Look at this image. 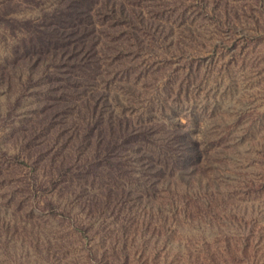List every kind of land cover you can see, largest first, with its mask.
Wrapping results in <instances>:
<instances>
[{"label":"rangeland","instance_id":"obj_1","mask_svg":"<svg viewBox=\"0 0 264 264\" xmlns=\"http://www.w3.org/2000/svg\"><path fill=\"white\" fill-rule=\"evenodd\" d=\"M78 1L0 0V264H264V32L139 58L89 0L80 68L38 64Z\"/></svg>","mask_w":264,"mask_h":264},{"label":"trees","instance_id":"obj_2","mask_svg":"<svg viewBox=\"0 0 264 264\" xmlns=\"http://www.w3.org/2000/svg\"><path fill=\"white\" fill-rule=\"evenodd\" d=\"M121 1L119 4L114 1H111L110 4L106 3L103 10L97 11L96 14L99 16L100 22L108 23L112 28L128 29L123 31L121 35L126 34L136 45L137 50L139 49L136 56L139 58L143 54L145 56L148 54L158 55L157 50L161 49H165L169 54L172 52L173 47L178 50L184 47L192 50L201 48L202 51L207 52L208 44L213 46L214 51L218 48L227 51L226 45H231L230 50L235 53L238 49L241 51L243 48V46L238 45L236 36L239 32L245 31L244 27L256 34L260 31L264 32V0H126L129 4H123ZM78 2L79 4L75 5L69 13L72 20L75 18V22H67V25L73 29L63 27L60 32L56 31L58 35L49 36L46 41L41 42L40 53L44 55V58L39 60L38 64H45L47 59H56L61 67L80 68L81 53L79 47L83 45V41L89 32L87 28L91 25L88 21L90 18L88 10L91 2L89 0ZM231 2L246 3L248 12L240 10L243 14L241 17L238 11L230 6ZM127 5L131 7L130 11L134 16L129 15L130 11ZM143 10L149 13L150 22H146L143 18ZM249 22L253 24L251 28L247 27ZM113 49L120 52L118 47ZM181 53L185 58H193L186 51ZM48 55L53 56V58H47ZM76 59L77 62H75ZM199 60L202 59L199 58ZM173 64H175L174 61ZM65 73L68 72L65 71ZM129 73L126 72L125 76H128ZM106 74L116 76L118 72L113 70L107 71ZM101 80L108 88L110 81L106 78H101ZM127 89L129 88L127 87ZM129 93L138 102L143 100L135 90L131 91L129 89ZM99 96L103 98L91 95L86 100L85 107H93L91 110H86V117L81 116L87 127H90L87 121L91 117L88 114L101 116L103 113L108 112V109L112 110L113 101L122 106L124 110L129 111L127 105L118 95H113V97ZM162 107L167 108V104L162 103ZM164 112L166 113L165 110ZM118 120L119 127L123 126V129L119 131L124 135V139L127 138L125 141L130 140L128 136L133 134L136 136L133 142H136L138 140L137 135L141 132L133 128L131 123L125 122L122 125L120 119ZM92 125H95V123ZM115 129H112V131ZM159 161H153L154 163L150 164L149 167L158 168L156 164ZM161 172L162 169L155 171L153 174L158 176Z\"/></svg>","mask_w":264,"mask_h":264}]
</instances>
